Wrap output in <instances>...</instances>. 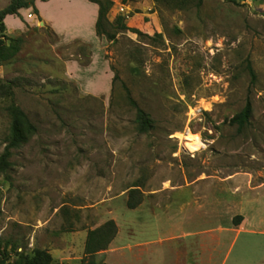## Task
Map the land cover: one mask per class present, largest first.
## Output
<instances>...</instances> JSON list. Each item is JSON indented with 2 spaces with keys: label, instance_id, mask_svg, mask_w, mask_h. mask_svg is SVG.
<instances>
[{
  "label": "rangeland",
  "instance_id": "1",
  "mask_svg": "<svg viewBox=\"0 0 264 264\" xmlns=\"http://www.w3.org/2000/svg\"><path fill=\"white\" fill-rule=\"evenodd\" d=\"M110 1L108 21L121 16L139 35L106 25L110 41L62 43L27 18L31 9L8 23L12 32L4 25L19 52L0 65V160L10 101L35 132L0 169V264H18L34 250L48 253L50 264H87V232L108 220L120 221L121 249L128 241L122 214L136 184L142 200L138 188L165 184L246 191L264 183V0ZM18 26L22 33L14 32ZM123 86L153 120L151 131H137ZM247 100L251 117L238 130L230 120ZM197 108L201 116L190 119ZM263 246L241 236L226 263L252 260ZM154 248L144 264L173 262L165 246ZM118 254L106 264H122ZM93 260L105 264L106 253Z\"/></svg>",
  "mask_w": 264,
  "mask_h": 264
},
{
  "label": "crops",
  "instance_id": "2",
  "mask_svg": "<svg viewBox=\"0 0 264 264\" xmlns=\"http://www.w3.org/2000/svg\"><path fill=\"white\" fill-rule=\"evenodd\" d=\"M34 5L36 23L42 24L62 43L88 44L95 39L96 4L87 0H36ZM16 20V16L4 18L8 33L12 32L8 23ZM23 31L18 26L14 32ZM247 188L245 191L232 184H165L145 191L138 188L142 193L141 203L134 209L125 205L122 214L127 217L124 227L128 241L120 249L117 245L120 221L112 220L116 235L107 249L101 251L106 253L105 264L109 254L117 251L122 264H144L143 254L153 251L154 247L157 253L158 246L161 250L165 246L173 255L171 264H227L228 254L239 237L264 240V183ZM236 216L242 219L233 225L232 219ZM226 241L229 243L223 257L216 260ZM261 251L252 260L242 259L232 264H264V246Z\"/></svg>",
  "mask_w": 264,
  "mask_h": 264
},
{
  "label": "trees",
  "instance_id": "3",
  "mask_svg": "<svg viewBox=\"0 0 264 264\" xmlns=\"http://www.w3.org/2000/svg\"><path fill=\"white\" fill-rule=\"evenodd\" d=\"M36 0H10V2L0 10V65L11 61L19 52V40L8 38L3 34L5 26L3 20L6 16H16L21 9H31L32 13L37 14L35 9ZM45 2L47 0H39ZM98 6V15L94 25V31L96 36H103L106 40L110 41L114 38V35L106 30V25L116 28L120 31H130L139 35L140 32L134 29L128 28L124 24V18L117 16L114 23H110L107 19V14L112 6L110 0H87ZM154 2H166L168 4H174L176 6L184 5L188 0H153ZM247 71L250 76L251 83H254L255 75L247 63ZM118 80L117 74H114L112 83ZM125 97L128 104L135 110V124L139 133H147L153 129V120L150 116L144 112L137 103L131 98L129 90L123 86ZM8 95L10 91L7 92ZM7 112L10 117V126L7 144L4 148V153L0 160V169H5L9 165L6 159L11 156V150L18 148L25 143L28 137L32 136L35 132L34 126L28 120L26 114L17 107L12 101L7 107ZM251 117V104L247 100L244 107L234 117L231 118L230 124L236 125L238 130L243 129L248 123ZM128 193L126 208L134 209L141 203V198L138 197V185H133ZM240 216H236L232 219V224L237 225L241 221ZM116 235V226L112 220L104 222L101 226L87 232L83 254L88 259L87 264H95L93 257L96 253L105 251L110 242ZM52 261L50 255L43 250H34L30 254L20 256L18 264H50Z\"/></svg>",
  "mask_w": 264,
  "mask_h": 264
},
{
  "label": "built area",
  "instance_id": "4",
  "mask_svg": "<svg viewBox=\"0 0 264 264\" xmlns=\"http://www.w3.org/2000/svg\"><path fill=\"white\" fill-rule=\"evenodd\" d=\"M33 17H34V15L31 12H29L27 14V18L28 19H32ZM201 114H202L201 109L197 108V109L192 110V112H191L189 117H190V119H195V118H198L199 116H201Z\"/></svg>",
  "mask_w": 264,
  "mask_h": 264
},
{
  "label": "bare ground",
  "instance_id": "5",
  "mask_svg": "<svg viewBox=\"0 0 264 264\" xmlns=\"http://www.w3.org/2000/svg\"><path fill=\"white\" fill-rule=\"evenodd\" d=\"M187 140L189 142H192L191 144H189V147H191V148L195 147L198 143V139L194 135H191V137H189Z\"/></svg>",
  "mask_w": 264,
  "mask_h": 264
}]
</instances>
